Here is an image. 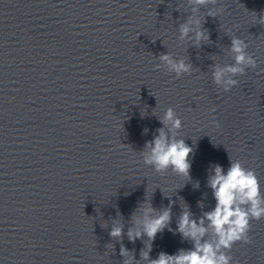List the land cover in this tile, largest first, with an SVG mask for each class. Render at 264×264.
<instances>
[{
    "label": "water",
    "instance_id": "obj_1",
    "mask_svg": "<svg viewBox=\"0 0 264 264\" xmlns=\"http://www.w3.org/2000/svg\"><path fill=\"white\" fill-rule=\"evenodd\" d=\"M260 16L264 0H0V264H150L192 251L178 224L214 210L216 166L252 171L264 199ZM234 38L254 65H236ZM233 65L243 71L217 83L215 70ZM169 108L179 129L161 122ZM161 128L192 148L188 176L144 162ZM149 204L151 218L170 210L168 226L129 240ZM203 226L200 243L215 246ZM248 237L217 255L264 264V217Z\"/></svg>",
    "mask_w": 264,
    "mask_h": 264
},
{
    "label": "clouds",
    "instance_id": "obj_2",
    "mask_svg": "<svg viewBox=\"0 0 264 264\" xmlns=\"http://www.w3.org/2000/svg\"><path fill=\"white\" fill-rule=\"evenodd\" d=\"M197 5H205L214 0H194ZM212 14V13H210ZM259 20L264 23V16ZM198 23V22H197ZM189 32L187 25L181 26L182 36ZM205 38L204 31L196 33V39ZM231 51L235 53L236 65L248 64L254 65L255 61L245 53L244 42L239 38H234L231 43ZM161 59L170 63L173 70L177 73L189 71V66L184 61L172 63L170 57L165 54ZM243 69L235 65L224 69L217 68L214 72V78L217 83H221L225 72L233 74L242 72ZM228 84H234L235 81L229 80ZM161 122L165 125H171L172 129L181 127V120L176 117L174 111L169 108ZM147 129H145V132ZM146 148L150 152L145 153L144 162L153 165L158 172L166 171L171 168L174 172L188 176L191 164L189 156L192 148L184 140L171 139L163 128L158 129V135L150 141ZM209 187L213 190L216 200V206L211 212L205 213L199 224L190 219L188 211L181 215L178 231L186 238L194 241V250L185 252L181 250L179 254L170 256L161 252L157 259L150 261V264H230V258L226 255H217L219 249L231 248L238 241L249 243L248 231L251 219H260L264 217V199L260 196L259 184L250 170H245L239 163H232L225 174L220 166L214 168V175L208 180ZM143 232L133 230L128 231L129 240L134 241L141 235H146L149 240H154L158 232L163 231L168 226L171 216L170 210L165 209L155 218L150 214L154 209L150 204L144 208ZM207 219L214 228L218 241L215 246L210 243H200L207 229L203 226V220ZM122 226H113L110 235L114 238L122 236ZM121 255L128 256L126 249L121 248ZM144 259L148 258L147 252H142ZM125 264H131V258L125 260Z\"/></svg>",
    "mask_w": 264,
    "mask_h": 264
}]
</instances>
